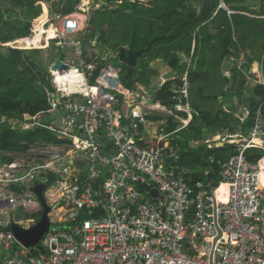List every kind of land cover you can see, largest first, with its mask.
Wrapping results in <instances>:
<instances>
[{
    "label": "built area",
    "instance_id": "obj_1",
    "mask_svg": "<svg viewBox=\"0 0 264 264\" xmlns=\"http://www.w3.org/2000/svg\"><path fill=\"white\" fill-rule=\"evenodd\" d=\"M98 1L80 0L67 14L52 9L42 23L44 46L25 47L19 39L4 44L54 49L64 54L68 69L54 70L51 63L49 107L12 121L13 128H43L62 142H37L25 152L3 153L10 161L0 157V264H264V158L254 163L243 153L252 144L264 145L263 105L251 111L245 94L238 99L233 113L241 123L252 115L251 137L238 154L220 162L217 186L191 184L179 164L181 148L173 143L186 120L171 132L163 122L156 127L148 115L172 110L128 90L110 62L102 58L101 64L88 55L92 41L85 38L82 15L99 8ZM220 6L231 13L223 2ZM35 35L34 28L23 39ZM236 64L247 85H264V57L256 69L243 57ZM182 80L175 88L180 99L175 109L192 118L189 104L183 103L186 74ZM63 110L59 127L54 115ZM203 144L210 143L194 141ZM38 184L45 185L50 228L38 245L27 247L12 226L28 230L41 219L43 206L34 191ZM221 187L223 199L217 193ZM154 189L158 196L152 195Z\"/></svg>",
    "mask_w": 264,
    "mask_h": 264
},
{
    "label": "trees",
    "instance_id": "obj_2",
    "mask_svg": "<svg viewBox=\"0 0 264 264\" xmlns=\"http://www.w3.org/2000/svg\"><path fill=\"white\" fill-rule=\"evenodd\" d=\"M79 1L60 0L51 4V0H0V157L3 161L11 160L3 153L25 152L37 142H62L43 128L12 127V121L21 122L26 116H34L49 107L47 92L52 84L47 79L49 63L44 62L41 49L23 50L3 45L19 39V45L39 46L42 23L52 9L71 13L76 11ZM98 2L99 8L89 11L87 25L91 38L87 42L98 36L97 48L106 47L114 52L120 48L143 51L136 67L118 64L119 80L124 87L134 91L140 86L148 88L153 77L159 74L151 66L155 60H162L173 72L154 92L152 101L171 109L172 114L148 115L149 120L164 121L167 132L177 128L179 122L175 116L187 118L185 111L175 109L180 100L175 88L183 85L182 78L187 75L188 95L183 103L189 104L193 116L188 126L175 134L173 143L181 148L179 164L186 169L191 184L211 181L217 186L220 162L238 154L240 145L225 142L208 147L206 144L193 146L190 142L218 132L233 133L236 127L238 131L248 132L252 115L241 123L233 113L238 104L235 108L227 106L235 97L239 99L247 94L251 111L258 105L264 108V85H247V76L236 64L240 57L248 67L262 62L264 0ZM222 2L231 10L230 14L220 6ZM37 20L38 24H34ZM34 27L36 35L23 39L32 34ZM55 59L58 58L52 56L51 60ZM98 73L99 69L90 83H94ZM243 153L256 163L264 158V145L252 144ZM222 190L223 187L217 192Z\"/></svg>",
    "mask_w": 264,
    "mask_h": 264
},
{
    "label": "crops",
    "instance_id": "obj_3",
    "mask_svg": "<svg viewBox=\"0 0 264 264\" xmlns=\"http://www.w3.org/2000/svg\"><path fill=\"white\" fill-rule=\"evenodd\" d=\"M134 1V0H133ZM143 1H145V0H143ZM92 9V8H91ZM94 9H97V8H94ZM88 18H89V12H87V14H83L82 15V20L84 21V23L87 25V22H88ZM96 39H97V42H96ZM90 41H92L88 46H89V53H88V55L89 56H91V57H96V58H99V59H102V58H105L106 59V61L107 62H110L111 64H112V60H114L115 58L117 59V61H119V58H118V56H117V53L118 52H114L113 50H111V49H109V48H106V47H101L102 49H103V53L106 55V56H101V55H99V54H96V48L97 47H95L96 45H97V43H98V36H96L94 39H91ZM91 45V46H90ZM94 47V48H93ZM101 48H99V49H101ZM45 51V50H44ZM88 56V57H89ZM51 58H52V55H51ZM56 58H57V56H56ZM90 58V57H89ZM140 58V57H139ZM138 58V59H139ZM58 60H60V59H58ZM50 61L51 62H48L49 63V65H51V63H53L54 64V62L55 61H57V59H55V60H51L50 59ZM60 61H62V60H60ZM74 63V62H73ZM119 63H121L120 61H119ZM52 64V65H53ZM123 64V63H122ZM138 64V63H137ZM49 65H48V67H49ZM117 70H118V72H119V70H120V67L118 66V64L117 65H114V64H112ZM258 65H259V62H254L250 67L251 68H254V69H256L257 67H258ZM151 66L153 67V68H155V69H157L158 70V72H159V74H158V76H155V77H153V79H152V81H151V85L148 87V88H145V87H143V86H140L139 87V90H137V91H139V92H137V93H139V94H145V96L147 97V98H149V99H151V101H153V94H154V92L155 91H157L158 89H160V87L163 85V83L169 78V77H171L172 75L171 74H173V72L169 69V67L162 61V60H155V61H153L152 63H151ZM249 67V68H250ZM126 88V87H125ZM128 89V88H127ZM151 89V90H150ZM129 90V89H128ZM148 90H150V92H151V94L149 93V91ZM130 91H134V90H130ZM246 93H248V92H246ZM247 95V94H246ZM232 102H230V100H229V103H230V105H227V106H230V107H233V108H235L236 106H237V104H238V99L235 97L234 99H232L231 100ZM232 105V106H231ZM239 105V104H238ZM238 108V107H237ZM237 108H235V109H237ZM169 110H171V109H169ZM186 112V111H185ZM190 112H191V114H192V109H191V107H190ZM158 113H160V115L161 116H163L165 113H168V112H158ZM187 113V112H186ZM170 114V113H169ZM172 114V113H171ZM193 116V115H192ZM186 120V123H187V126H188V124H189V122L191 121V119L192 118H188V113H187V118H180V117H178V116H175V120L176 121H178L179 122V124H178V126H180L181 124H182V122H181V120ZM152 122L155 124V126L156 127H158V128H161V127H163V125H162V122L164 123V125H166L165 124V122L164 121H161V120H152ZM241 122V121H240ZM186 126V127H187ZM185 128V127H184ZM238 129V127H236L235 129H234V132L233 133H221V132H218V133H215V134H213V135H211V137H209L210 135H207L206 137H204V138H201V139H195L194 141H196V140H204L205 142H209L210 144H207V146H209V145H212V146H215V145H222V144H224V142H221V141H219L218 140V137H225V135L226 136H230L231 135V137H233V139H239V140H241L240 138H243V142L245 141L244 139H249L250 137H251V128L249 129V131L248 132H246V133H243L241 130L240 131H238L237 130ZM234 141L235 140H233V143H234ZM242 142V143H243ZM258 142V141H257ZM242 143H240V145L242 144ZM260 144V143H259Z\"/></svg>",
    "mask_w": 264,
    "mask_h": 264
},
{
    "label": "water",
    "instance_id": "obj_4",
    "mask_svg": "<svg viewBox=\"0 0 264 264\" xmlns=\"http://www.w3.org/2000/svg\"><path fill=\"white\" fill-rule=\"evenodd\" d=\"M97 42V39H96ZM143 54V51H133V50H127L126 48H120L117 56L119 58V61L123 64H126L130 67H136L138 63V58L141 57ZM52 69H68L67 66H64L62 61L57 60L52 65ZM227 69V67H226ZM151 100V99H150ZM66 111L63 110L61 112H56L54 117L56 118L55 124L57 126L62 125V115H65ZM44 184H38L34 187V191L36 192L42 206H43V212L41 219L39 222L33 226L31 229H23L18 225H13L12 230L14 231L16 238L22 242L27 247H33L38 245L39 241L43 238L44 234L49 230L50 223L48 219V213L50 211V208L48 207L44 195ZM215 188L212 189L214 191ZM152 195L158 196L159 192L157 189L152 190ZM40 248V246H39ZM41 249V248H40Z\"/></svg>",
    "mask_w": 264,
    "mask_h": 264
},
{
    "label": "rangeland",
    "instance_id": "obj_5",
    "mask_svg": "<svg viewBox=\"0 0 264 264\" xmlns=\"http://www.w3.org/2000/svg\"><path fill=\"white\" fill-rule=\"evenodd\" d=\"M141 1H143V0H141ZM146 1V0H145ZM46 4V3H45ZM49 5V4H48ZM85 14H87V12L85 13ZM39 20H37L34 24H38L37 22H38ZM35 28V27H34ZM84 32L85 33H87V40L88 39H90L91 38V36H89V33H90V31H89V27H88V25L86 26V28H85V30H84ZM3 44V43H2ZM44 44L42 43V44H40V46H43ZM3 46H5V45H3ZM10 46V45H9ZM52 48H54V45L52 44ZM35 49V48H34ZM41 49H43V48H41ZM48 51H51V53L50 52H48ZM42 52H43V57L45 58L44 60V62H46V63H48V62H50V59H51V55L52 56H54L55 58H56V56H57V58L58 59H60V58H63V56L60 54V53H58V52H56L54 49L53 50H51V49H49V50H42ZM96 54H99V55H101V56H106L104 53H103V49L101 48V49H99V48H97L96 49ZM64 55V54H63ZM57 59V60H58ZM64 59V58H63ZM56 62V61H55ZM53 64V63H52ZM112 64H114V65H117V64H120L119 63V61H117V59L115 58L114 60H112ZM151 90V89H150ZM150 90H148L149 91V93L151 94V92H150ZM227 104H229V102H227ZM125 110H127V108H124ZM44 121H47V120H44ZM145 134V137L146 138H148V136H147V134L146 133H144ZM227 135V134H226ZM225 135V139L227 140V141H232L233 142V140H235L234 141V143H237V144H239L240 145V143H242L243 142V138H240L241 140H239V139H233V137H230V136H226ZM209 137H211V136H209ZM244 143V142H243ZM190 144L191 145H193V146H195L194 145V140H191V142H190Z\"/></svg>",
    "mask_w": 264,
    "mask_h": 264
},
{
    "label": "bare ground",
    "instance_id": "obj_6",
    "mask_svg": "<svg viewBox=\"0 0 264 264\" xmlns=\"http://www.w3.org/2000/svg\"><path fill=\"white\" fill-rule=\"evenodd\" d=\"M72 73H73V74H75V75L77 74V73H76V72H74V71H73ZM262 181H263V184H264V174H263ZM221 192H222V191H220V192H217V193H218V195H219V198H220V199H223V196L221 195Z\"/></svg>",
    "mask_w": 264,
    "mask_h": 264
}]
</instances>
